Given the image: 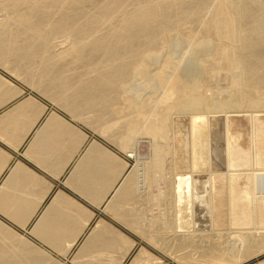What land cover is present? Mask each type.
Instances as JSON below:
<instances>
[{
	"label": "bare ground",
	"instance_id": "bare-ground-1",
	"mask_svg": "<svg viewBox=\"0 0 264 264\" xmlns=\"http://www.w3.org/2000/svg\"><path fill=\"white\" fill-rule=\"evenodd\" d=\"M0 21L3 23L11 22L5 23L6 25L2 24V27L0 26V54L2 55L0 59L6 62L8 64L6 65L12 68L16 75L18 73L21 78L27 71L31 72V70H34L36 73L35 78L30 79L33 77V71L32 73L28 72L31 75L27 74L30 78L27 76L25 78L30 79L32 84H38V87L40 85L42 87L46 86V91L50 95L51 93L61 94V96L62 94L66 95L67 100L69 99L71 104H75L72 106L68 103L72 106L73 111H80L82 112L81 115H83L84 111L87 120L89 118L93 121L95 119L99 120L98 122L101 124H95L100 126L102 134H110L112 128L115 127L117 129L122 128L124 132L117 142L132 158L137 156L136 145L140 141L137 140L138 136H147L153 140L150 158L148 161H144L143 159V163L141 162L145 164V166L141 165L144 166L142 173H138L137 175L135 168L133 170L134 174L128 175L129 172L127 174V177L134 181V184L130 185L131 187L135 185L133 186L135 193L142 196L141 191L144 188L148 189L145 202L142 199L143 206L139 205V210L144 209L149 215L153 212L157 214L154 222H149L151 225L149 226L151 228L149 230H152V227L163 228V226L172 225L170 220H168L169 218L167 219L168 216H165L168 215L165 212L168 209V211L177 212L175 216L177 219L181 217L183 212H188L189 218L187 220L190 221L189 223L193 222V224L195 218L197 221H200L201 217L199 219L198 213L204 210L203 213L206 214L211 222L210 226L220 229L224 224H230V227H232L231 224H243L245 226L244 224L254 221L257 213L264 215V128L257 130L254 126V121L262 116V113L264 114V1L0 0ZM173 34L174 36L178 35V37H181L187 43V45L185 44L187 46L185 49L186 53L190 54L192 50H195L199 54L193 63L186 64V62L181 66L182 60L179 59L177 61L178 58H181L180 56L175 59V57H172L173 54L171 56L167 54L171 51V44L168 42V38L172 37ZM173 41L175 42L176 39H173ZM165 43L169 48V52L167 53L163 51ZM201 47H209L211 51L201 53ZM162 51L163 53H161ZM160 53L166 55L161 59V63L153 69L148 83L154 90V94L144 91L140 95H135L131 90L130 84L134 80L140 79L141 73L144 70L145 59L151 57V55L157 56ZM186 53H184L185 56ZM185 65H190L192 68L188 69ZM8 67L6 68L7 70L9 69ZM151 82L153 83L151 84ZM221 83H224V86H220ZM154 84L156 85L155 89L153 88ZM40 93H42L41 90ZM43 93L45 94L44 91ZM132 95L135 97H132ZM136 96H139V102H137L138 99L135 101ZM223 99L225 100L223 101ZM52 101L58 104L60 100ZM68 104L67 106H69ZM119 104H124V108H120ZM227 108L236 109V112L242 110L243 112L249 111L250 113L249 117L253 129L251 130V163L253 169L246 177L251 182L250 186L246 187V190H241L237 187L236 179L241 173L232 155V150L234 149L231 146L229 129H225L224 131L221 128L222 125L220 129L216 128V122L222 120L220 117L222 118V116L226 115ZM72 110L70 111L72 112ZM113 113L114 118L112 116ZM177 113L188 114L190 116L189 146L191 149V170L187 173L176 172L175 178L172 179L171 177H166V171L168 170L165 163L168 161L167 156L176 152L174 143L177 135L175 136L172 133L173 122L171 123V121L174 120H171V118L172 115ZM78 116L75 118L78 119ZM106 117L109 119L104 123V118ZM225 127L228 128L229 125ZM214 131L217 132L216 135ZM221 132L224 134L223 136ZM214 135L216 138L217 136L220 137V143L219 140L218 142L216 141ZM51 146H54V144ZM48 149L50 148L48 147ZM176 159L174 158V160ZM201 171H207L206 181H203ZM172 173L174 174L173 171ZM163 177L166 181L165 186L157 187V190L153 191V184H157ZM123 181L125 183L126 180ZM21 184L23 185V183ZM198 184H201L204 191L201 199L200 195L196 193L199 190L196 188ZM132 201L134 202V199ZM134 204L130 205L134 207ZM118 205V207L121 206L120 204ZM133 207L132 209L135 208ZM199 207H203L204 209L200 211ZM153 208L155 211H153ZM163 208L164 211L161 210ZM136 210L134 211L136 212ZM249 214H251V220L246 222L242 217H250ZM141 218L142 216L140 219H134H136L135 221H140L142 220ZM160 220H162V224ZM204 220L206 222V218ZM176 221L180 222V219ZM261 222L260 226H255L254 224V227H251L257 230H254V232H257L258 236H262L260 232L264 234V222ZM128 224L132 227L131 223L128 222ZM197 226L200 228V225ZM197 226L196 228H198ZM174 227L180 228L177 224ZM158 228L157 232L160 230ZM171 228L173 229V227ZM171 228L169 227V229ZM151 236H153V239L156 238V235ZM190 236L192 237L193 235ZM233 236L236 237L235 234ZM244 236L242 237L243 239L241 237L238 238L242 240L245 238L248 241V235H246L247 237ZM14 237L17 238V236ZM115 238L118 239L120 237ZM238 238L236 237L237 240L235 239L237 245L240 243ZM51 239L53 241V237ZM242 240L241 244L245 245L246 241L243 243ZM5 241L6 239L4 241L2 239V242L6 243L4 246H7V242ZM229 241L231 246L235 242ZM21 242H23L21 246L25 245V248L26 244L24 243L26 240L25 242L23 240ZM13 243L10 242V244ZM154 244H157L156 241H154ZM27 245L30 244L27 243ZM101 246L103 247V245ZM1 247L0 264H35L29 256L22 254L23 249L18 250L21 248H18V245L15 246L17 247V251L14 248H12L13 250H5ZM5 248L7 249V247ZM87 248L89 249V247ZM231 248L227 249L229 253L233 251V248ZM98 251L94 250L93 254L96 255L95 252ZM104 251L106 252V250ZM111 251L115 252V250ZM90 252L87 254L91 258L92 256L90 255L92 253L89 254ZM105 252L102 250V255L100 256L102 257ZM99 253L97 254L99 255ZM107 253H109V258H106ZM107 253L105 254L106 256L104 255V259L107 261L105 263L108 264L113 252L111 254L110 252ZM149 256L146 257L148 258L147 261H149ZM101 257L99 258L102 259ZM99 258L95 259L99 260ZM45 260L47 261L48 259ZM219 260L223 264L222 259L219 258ZM39 261L41 262V260ZM84 261L87 262L88 260ZM111 262H114L113 259ZM132 262L134 261L132 260ZM225 262L228 263L227 260ZM57 263L62 264L60 262ZM92 263L94 264L95 261L93 262L92 260ZM88 264H91V262H88ZM98 264L101 263L98 262ZM140 264H143V262ZM149 264H159V262Z\"/></svg>",
	"mask_w": 264,
	"mask_h": 264
},
{
	"label": "crops",
	"instance_id": "crops-1",
	"mask_svg": "<svg viewBox=\"0 0 264 264\" xmlns=\"http://www.w3.org/2000/svg\"><path fill=\"white\" fill-rule=\"evenodd\" d=\"M5 23L0 21V26L2 27V24ZM0 56L2 55L0 54ZM0 64H2L0 65V168L2 167L0 169V226H2L0 227V247L6 244L2 242V239L3 241L6 239L7 246L5 245L3 249L13 250L12 248L16 249L15 246L18 245V248L21 247L18 250L23 249L22 254L29 256L35 264H56L57 262L62 264H88L91 262L93 264L92 260L95 261L94 264H98V262L107 264L104 259L107 252L110 254L113 252L108 264H140L142 262L143 264L155 262L182 264L168 260L164 254L151 248L150 232H148L150 231L149 214L144 209H140L142 212L139 210V205L143 206L142 199L145 202V196L138 195L133 191L135 185L132 187L131 185L134 184V181L127 177L130 167L129 160L116 146L103 138L100 126H93V120L89 118L91 120L88 119V121L84 111V116L80 111H73L72 106L75 104H71L70 100L65 98L66 95L58 94L56 99L54 97L47 98L14 77L8 71L12 68L8 67V64L2 59H0ZM12 72L14 71L12 70ZM59 96L62 98V102L64 100L72 106L62 103ZM57 99L60 100L58 104L52 101H57ZM76 114L77 116L79 114L78 119L75 118ZM94 121L97 123L96 119ZM53 144L54 146H51ZM56 147L57 149H55ZM18 171L20 172L18 173ZM123 180H126L125 183ZM129 181L130 183H128ZM135 199L139 202L137 204L139 207L136 205ZM118 204L121 206L118 207ZM130 204H134L135 208ZM135 209H137L136 212ZM16 212L17 214H15ZM141 216L142 220L140 221L143 225L140 221H135ZM123 221L131 223L132 227L128 222L124 223ZM135 225L138 226L137 230ZM254 230L251 231L254 232ZM4 231L9 233L6 232V234ZM208 231L211 234L217 232L216 229ZM244 231H242L243 235L249 234L246 230ZM218 233L229 234L230 232L220 229ZM255 233L257 234V232ZM243 235L239 236L242 238ZM118 236L119 240L115 238ZM242 239H238L241 246L240 249H237L238 251L224 252L214 258L222 259L223 264L229 262L230 264H263L264 239L252 234L248 235V241L245 238ZM9 240L11 243L15 240L24 242L26 240L24 243L26 247L24 248L25 245L21 246L23 243L21 241H16L13 245ZM241 240L246 241L247 244H241ZM96 242L97 244H95ZM99 246L101 247L99 248ZM9 247L10 249H8ZM91 247L93 248L91 249ZM93 249L95 251L100 249V253L99 251L95 252L96 255L99 253L97 257L93 254ZM102 250L103 252L106 250V252L101 257ZM111 250H115V252ZM88 252L93 254L90 256H94V259L89 257ZM106 255V258H109V253ZM121 255H124L123 258ZM147 256H149L150 262L147 261ZM95 258H99V260ZM111 258L117 263L111 262ZM53 260L56 262L54 263ZM223 260H227L228 263ZM212 264L222 263L216 261Z\"/></svg>",
	"mask_w": 264,
	"mask_h": 264
},
{
	"label": "rangeland",
	"instance_id": "rangeland-1",
	"mask_svg": "<svg viewBox=\"0 0 264 264\" xmlns=\"http://www.w3.org/2000/svg\"><path fill=\"white\" fill-rule=\"evenodd\" d=\"M262 1H264V0H262ZM173 39H176V41L174 42ZM168 42H170V44H171V48H170L171 51H170V53H167V52H169L168 51L169 48L166 46L168 44ZM168 42H167V44L166 43L164 44L163 49L164 48L165 49L163 51H166V53L168 55L170 54V56L173 54L172 57L173 58L175 57V59H177L176 57H179L180 56L181 58H178L177 61H179V59L182 60L181 61L182 62L181 66L184 65V63H186V62H187L186 64L193 63L197 59V57H198L199 54L197 52H195V50H192L190 54L186 53V50L185 49L187 48V46H186L187 43L184 42L181 39V37H178V35H175L174 36V34H173L172 37L170 36V38H168ZM202 45H207V44H202ZM163 51L161 53H163ZM210 51H211V49L209 47H201V53L202 52L208 53ZM182 52H183V54H182ZM161 53L159 55H157V56L156 55L155 56L151 55V57L145 59V61H144V70L141 73L140 79L137 80V81L134 80L130 84L131 85V90H132V92L135 95H140L144 91L145 92L147 91L150 94L151 93L154 94L153 93L154 90L151 88V85L150 84H149L150 85V88H149L148 83L150 81V76L152 74L153 69L156 66H158L159 63H161V59L163 58L164 55H166V54H161ZM184 53H186V56H185ZM180 54L183 56V58H182V56ZM185 67H187L188 69L190 67L192 68V66H190V65H185ZM193 67H194V65H193ZM32 71L34 72V70H31V72L27 71L25 75L23 74L24 76H21V78H20V75L18 73H17V75L14 72H12V71H10V73L12 72V75L14 77H16L18 80H20L23 84H25V85L30 84V85H27L29 87H31V85H32V88L34 90L38 91L39 93H40V90H41L42 93H40V94L43 95V96H45V97H47V98L55 97L56 95H58L56 93H53V94L51 93V95H50V93L48 94V92L46 91V86H43V87H45V89H43L42 85H40V87H38L39 86L38 84H36V85L35 84H32L31 81H30V79L36 77L35 76L36 75L35 72L33 73V77H31V78L29 77V75H31L29 73H32ZM27 74H29V75L27 76ZM25 76L29 77L30 79L25 78ZM28 81H29V83H28ZM152 83L153 82H151V84ZM222 85L224 86V83L223 84L222 83L220 84V86H222ZM155 87H156V85L154 84L153 85V88L155 89ZM43 91L45 92V94L43 93ZM133 96L134 95H132V97ZM56 97H58V96H56ZM136 97L137 98H135V101H137L136 99H138L137 102H139V98H138L139 96H136ZM65 98H66V96H65ZM224 100L225 99H223V101ZM119 105H120V108H124V104H119ZM118 108H119V106H118ZM115 109H116V107H115ZM226 111H227L225 113L226 115L225 116H222V118L220 117V119H222L224 121L218 120L216 122V128L217 129L218 128L220 129V127L222 125L221 128H223L224 131H225V129H229L228 131L230 132V136H231V146L234 149V150H232L233 151L232 155L234 157L235 164L238 166L237 168H239V170H240L239 172L241 173L239 175V177L236 179L237 180V187L239 189H241V190H246V187L247 186H250V184H251V182H249L250 180L248 181L246 179V177L250 174V172H252L251 170L253 169L252 168L253 166H252V163H251V147H252V145H251V137H252L251 135H252V131L251 130H253V129L251 127L252 126L251 125L252 123H251V119L249 117L250 113H249L248 110H247L248 112H243L242 110H240L242 112H240V111L239 112H236V109H231V108H227ZM244 111H246V110L244 109ZM259 114H261V113H259ZM112 116L114 118V113H113ZM108 119L109 118H107V117L104 118V123L107 122ZM172 119L174 120V121H171V123L173 122L172 123V127L173 128H171L172 129V133H174L175 136L177 135L176 141L174 143V148L176 149L175 150L176 152L174 153L175 155L174 154H171V155H168L167 156L168 161L165 163V165H167V170H168V171H166V177L167 178L171 177L172 179H174L176 172H178V173H180V172L181 173H183V172L185 173L186 172L187 173V172H189L191 170V166H190V164H191V159H190V157H191V149H190V146H189L190 145V116L188 114H182V113H179L178 114L177 113V114L172 115L171 120ZM98 121L99 120H97V125L98 124H101ZM223 122L225 123V125H224ZM95 123H96V121H93V124L92 125L93 126L96 125ZM228 125H229V127H228ZM225 126H227L228 128H226ZM254 126H255V128L257 130H262L264 128V114L263 113H262V116L258 117L254 121ZM121 129L122 128L117 129V127L112 128L110 134H102L103 135V138L105 140H107L108 142H110L112 145L116 146L120 150V152H122V153L125 152L124 154L127 157V159L129 160V164H130V167H129V175H131L133 173V170L135 168H136V171H137L136 172L137 175H138V173L141 174L142 173V169L145 166V164H142L143 163L142 162L143 159H144V161L145 160L148 161V159L150 158V156L152 154V148H151L152 144L151 143H153V140L151 138L149 139V137H147V136H145V137L138 136L137 137V140H140V141L136 145L137 146L136 147L137 156H135V158H132V157H130L129 153L127 154L126 153V150L123 149L119 145V142H117L118 139L122 137V133L124 132V130L123 129L121 130ZM115 131H116V133H114ZM118 132H120V133H118ZM216 133L217 132H215L214 134L216 135ZM215 135H214V138H216ZM223 135L224 134L222 133V136ZM218 140H219V143H220L221 140H220V137L219 136H217V138H216V141L217 142H218ZM174 158L175 159L177 158V159L174 160ZM178 158L181 159V160H179ZM217 158L220 159L219 157H217ZM136 160L138 162H140V163H138ZM137 164L140 165V166L141 165H144V166H141L140 167ZM174 166H175V168H174ZM172 171L174 172V174L172 173ZM253 171H255V170H253ZM205 173H206V175H205ZM201 174H202L201 176H203V181H206L207 180V177H206L207 176V171H201ZM204 175H205V177H204ZM130 177H132V176H130ZM164 177H165V175H164ZM164 177L162 179H160L159 182H157V184H153V186H152V190L153 191L157 190V187L160 188V187H164L165 186L166 181H165ZM196 188L199 189L198 192H196V193L198 195H200L199 197L201 199L202 196L204 195V191H203V188H202L201 184L200 185L198 184L196 186ZM141 193H142V195L146 196L148 194V189L144 188L141 191ZM194 202H197V201L195 200ZM201 206H204V205H201ZM199 208H200V211H202L204 209L203 207H199ZM161 210L164 211V208L161 209ZM168 210L165 211L166 214H168V215H165V216L166 217L168 216L167 219L169 218L168 220H170V223L172 225L171 226H163V228H160L159 227L160 230L158 232L156 231L158 227L157 228L156 227H154V228L152 227V230L155 231V232H153L152 230H150V241H149L150 242V246L156 252L159 251L162 254H164L168 260L173 261V262L177 261V262L182 263V264H196V263L197 264H208V263L209 264H212V263H216L217 259H214V256H217L219 254L221 255L224 252H228L227 249H229L231 247L233 248L234 246H236V247H234L235 249L233 248V251H237V249H239V247H240L239 244L240 243L237 245V242L235 241V239H236V237L237 238L240 237L239 235L242 234V231L245 232L244 230H246L249 233L248 235H250V234L257 235L255 232H252L254 229H252L251 227H254V224H255V226H260V224H262L261 221L264 222V218H263L264 215H262L260 213H257L258 215L256 214V218L254 219V221L253 222H250L248 224H244L245 226H243V224L242 225H233V224H231L232 227L229 226L230 224H228V225L224 224L223 227L221 226V229L227 230V232H230L229 234H221V233H218V231L216 232V234H211L210 231H208V230H211V229H217V230L219 229L220 230V228H217V227L214 228L215 226H210L211 225V222L207 218L206 214L203 213L204 210L202 212L198 213V215H199L198 217H199V219L201 217L200 221H202V222L200 223V221H197L196 218H195L194 224H193V222L192 223H189L190 221L187 220L189 218L188 217L189 216V213L188 212L187 213L183 212V214H181V217L179 218L180 219V222H178L176 220H179V219H177L175 217L177 212L168 211ZM153 211H155L154 208H153ZM201 213H202L203 216L200 215ZM156 215L157 214L154 213V212L149 215V217H151L150 218V222L151 223L154 222V219H156V217H155ZM249 215H250V217L247 216V217H242V218H244V220L246 222H249V220H251V214H249ZM205 218H206V222H204L205 221L204 220ZM163 219H165V217H163ZM183 219H184V221H183ZM162 220H160V222ZM258 220L259 221L261 220L260 221L261 223ZM196 223H198V224H196ZM161 224H162V222H161ZM176 224L180 227L179 229L174 227V226H176ZM201 224H202V227H201ZM197 225H200V228ZM263 225H264V223H263ZM196 226L198 228H196ZM164 227H165V229H164ZM169 227L170 228L173 227V229L171 228L172 229L171 230V229H169ZM246 227H248V228H246ZM204 228H206V229H204ZM233 233L236 235V237L233 236L234 235ZM151 235H156V238H154L155 240L153 239V236H151ZM190 235H193V236L191 237ZM260 235H262V236H258V235L257 236L258 237H262V238L264 237L263 236L264 234L262 232H260ZM162 236H164V237H162ZM229 238H231V239H229ZM158 240H159V243H158ZM229 240L235 241L234 242L235 245L233 243L232 246H231V244H229L230 243ZM152 241H153V243H152ZM154 241H156L157 244H154ZM221 245H222V247H221ZM215 250H216V252H215ZM206 252H208V253H206ZM198 258H199V260H198ZM205 259H207V260H205ZM184 261H190V262H187L186 263ZM206 261H207V263H205ZM218 261H220V260L218 259Z\"/></svg>",
	"mask_w": 264,
	"mask_h": 264
}]
</instances>
